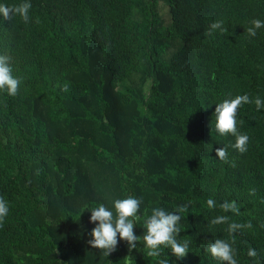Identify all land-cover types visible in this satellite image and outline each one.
Returning <instances> with one entry per match:
<instances>
[{
    "label": "trees",
    "instance_id": "1",
    "mask_svg": "<svg viewBox=\"0 0 264 264\" xmlns=\"http://www.w3.org/2000/svg\"><path fill=\"white\" fill-rule=\"evenodd\" d=\"M28 2V23L0 16V55L21 80L16 96L0 90V196L9 207L0 264H157L144 248V217L184 204L177 239L190 241L189 252L176 259L164 249L161 259L221 264L208 244L231 237L210 221L229 215L252 225L235 233L238 264H264V107L254 102L264 101V27L247 33L264 21V0ZM213 22L224 31L208 34ZM245 94L242 154L235 137L216 132L214 111ZM223 146L234 167L216 156ZM129 196L142 198L141 240L131 252L121 240L105 257L87 243L90 210L115 212L113 201ZM225 201L239 215L223 213Z\"/></svg>",
    "mask_w": 264,
    "mask_h": 264
},
{
    "label": "clouds",
    "instance_id": "2",
    "mask_svg": "<svg viewBox=\"0 0 264 264\" xmlns=\"http://www.w3.org/2000/svg\"><path fill=\"white\" fill-rule=\"evenodd\" d=\"M32 5L28 0L20 3L19 5H5L0 4V16L4 20H11L14 16H19L24 23H28L30 20L29 11ZM37 22H39L37 20ZM222 22H213L209 25L208 34H211L212 30L224 29L221 28ZM252 27L247 29V33L251 37H255L257 29L264 27V21L259 19L252 20ZM10 57L0 55V90H6L8 95L16 96L21 83L20 78L14 77L12 74V67L9 64ZM62 91L67 92L68 86L64 85ZM249 96L237 95L231 99H225L223 102L216 104L215 107V130L223 137L229 135L235 137V143L230 146L240 153H245L248 150L249 136L241 133L238 128L237 113L239 108L251 103ZM255 105L257 110L264 107V101L259 97L255 99ZM243 124V121L239 122ZM216 156L224 163H231V166H235L234 162L229 161L228 146L218 147L215 149ZM142 198H136L129 196L124 199H115L113 201V207L115 212L109 210L103 203L98 207L92 208L90 222L95 224V227L91 229L89 235L92 237L87 241L93 248L99 249L105 257H108L111 253L115 252L118 248L119 241L123 240L127 243L129 252L137 248L138 242L141 240V236H138L134 232V227L139 219L138 212ZM207 206L209 209L216 207V201L212 198L207 200ZM223 213H235L239 215V208L236 203L225 201L219 205ZM189 205L184 204L176 208L174 212L166 211L161 207H154L151 210V215H146L143 220L144 229L146 232L143 234V244L146 249V255L148 257L157 260V264H170L168 259H161V255L164 249H170L172 255L176 259H182L186 257L189 252V240H183L182 242L177 239L181 232L180 221L183 213L188 212ZM9 213V207L7 201L0 196V227L3 226V222ZM210 224L223 225L227 224V232L231 237L227 239H216L214 242H209L207 250L210 252L213 258L221 262V264H238L235 256L237 254L236 248V236L235 233L243 228H251L250 222L247 224H240L231 220L229 215H218L214 217ZM247 255L252 258H256L258 253L255 249L249 248ZM257 264H260L257 260Z\"/></svg>",
    "mask_w": 264,
    "mask_h": 264
},
{
    "label": "rangeland",
    "instance_id": "3",
    "mask_svg": "<svg viewBox=\"0 0 264 264\" xmlns=\"http://www.w3.org/2000/svg\"><path fill=\"white\" fill-rule=\"evenodd\" d=\"M159 9H160V14H161L165 19H168V18H169V12H168L169 7H168L167 3L161 1V2H160Z\"/></svg>",
    "mask_w": 264,
    "mask_h": 264
}]
</instances>
